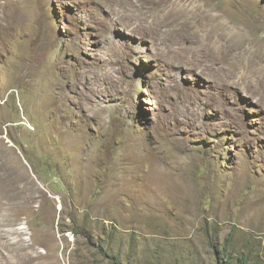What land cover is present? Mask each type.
Listing matches in <instances>:
<instances>
[{
    "label": "rangeland",
    "instance_id": "obj_1",
    "mask_svg": "<svg viewBox=\"0 0 264 264\" xmlns=\"http://www.w3.org/2000/svg\"><path fill=\"white\" fill-rule=\"evenodd\" d=\"M0 264H264V0H0Z\"/></svg>",
    "mask_w": 264,
    "mask_h": 264
},
{
    "label": "bare ground",
    "instance_id": "obj_2",
    "mask_svg": "<svg viewBox=\"0 0 264 264\" xmlns=\"http://www.w3.org/2000/svg\"><path fill=\"white\" fill-rule=\"evenodd\" d=\"M167 2V1H166ZM177 2H178V0H177ZM173 6V7H172ZM168 9V8H167ZM172 10H175V12H180V10L178 9V6L177 5H173V3H172V5H171V7L169 8V10L168 11H166V12H164V17H165V19L167 20V22H168V24H170V23H173V22H175V18H174V16H173V12H172ZM212 45V44H211ZM213 49L212 50H210V51H208L209 52V54L211 55V58H212V60H213V67H212V69L213 70H215L216 69V71L217 72H223V71H225V70H223V67L221 66V64H219V63H222V58L220 59V57H221V53L219 52V51H221V49L223 48V47H221V46H216V45H214L213 44ZM210 49V48H209ZM223 50V49H222ZM225 50V49H224ZM184 51H186V48H184ZM214 51H217L218 52V54H216V53H214ZM194 52V51H193ZM193 52H192V50H191V53L190 54H193ZM224 52V51H223ZM227 53V52H226ZM226 53H224L223 55H225ZM221 61V62H220ZM259 64V63H258ZM257 64V65H258ZM261 65V64H260ZM215 67H217V68H215ZM250 70V69H249ZM212 71V70H211ZM216 71H215V73H216ZM213 72V71H212ZM214 73V72H213ZM224 73V72H223ZM224 75V74H223Z\"/></svg>",
    "mask_w": 264,
    "mask_h": 264
},
{
    "label": "trees",
    "instance_id": "obj_3",
    "mask_svg": "<svg viewBox=\"0 0 264 264\" xmlns=\"http://www.w3.org/2000/svg\"><path fill=\"white\" fill-rule=\"evenodd\" d=\"M241 260L244 261V260H247V259H244L243 257H241V258H239V261H241Z\"/></svg>",
    "mask_w": 264,
    "mask_h": 264
}]
</instances>
